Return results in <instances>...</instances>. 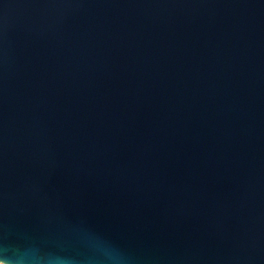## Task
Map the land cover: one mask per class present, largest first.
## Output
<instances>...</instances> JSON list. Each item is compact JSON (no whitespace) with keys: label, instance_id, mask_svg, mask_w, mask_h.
Wrapping results in <instances>:
<instances>
[{"label":"water","instance_id":"95a60500","mask_svg":"<svg viewBox=\"0 0 264 264\" xmlns=\"http://www.w3.org/2000/svg\"><path fill=\"white\" fill-rule=\"evenodd\" d=\"M0 262L264 264V0H0Z\"/></svg>","mask_w":264,"mask_h":264},{"label":"bare ground","instance_id":"6f19581e","mask_svg":"<svg viewBox=\"0 0 264 264\" xmlns=\"http://www.w3.org/2000/svg\"><path fill=\"white\" fill-rule=\"evenodd\" d=\"M0 264H5V263H3V262H0Z\"/></svg>","mask_w":264,"mask_h":264}]
</instances>
